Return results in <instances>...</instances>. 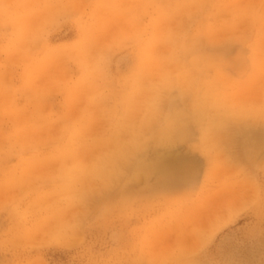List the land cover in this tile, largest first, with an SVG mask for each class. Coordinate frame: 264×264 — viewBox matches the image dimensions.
<instances>
[{
  "label": "rangeland",
  "instance_id": "374dc122",
  "mask_svg": "<svg viewBox=\"0 0 264 264\" xmlns=\"http://www.w3.org/2000/svg\"><path fill=\"white\" fill-rule=\"evenodd\" d=\"M0 264H264V0H0Z\"/></svg>",
  "mask_w": 264,
  "mask_h": 264
},
{
  "label": "bare ground",
  "instance_id": "6f19581e",
  "mask_svg": "<svg viewBox=\"0 0 264 264\" xmlns=\"http://www.w3.org/2000/svg\"><path fill=\"white\" fill-rule=\"evenodd\" d=\"M164 77V76H163ZM191 77V76H190ZM194 77H196V76H194ZM193 77V78H194ZM192 78V77H191ZM163 79V82L165 81V80H167V78L165 77V78H162ZM161 79V80H162ZM169 79H170V77H169ZM169 79H168V83H169ZM190 79V78H189ZM171 80V79H170ZM194 80L195 81H198L199 79L198 78H196V79H193L192 80V82H194ZM200 81V80H199ZM188 82H189V86L192 84V82H191V84H190V81L188 80ZM159 83H161V82H159ZM159 83H157L158 85H159ZM165 83H167L166 81L164 82V84ZM165 84V85H169V86H171L170 84ZM156 84V85H157ZM162 84V83H161ZM164 84H162V86L164 85ZM187 84V83H186ZM198 84V83H197ZM196 84V85H197ZM217 84L219 85L220 83H218L217 82ZM216 84V85H217ZM145 85V84H144ZM156 86V89H155V91L158 89H160L159 88V86L161 87V89H163L164 90V88L166 87H164V88H162V86L161 85H159V86ZM153 86H155V85H153ZM192 86V85H191ZM193 86H195V83L193 84ZM146 87V86H145ZM149 86H147V88H148ZM185 87V90H186V85L184 86ZM195 87H197V86H195ZM218 87H220V86H218ZM154 88V87H153ZM149 89V88H148ZM193 89V88H192ZM187 90H189L190 91V88L189 89H187ZM147 91V90H146ZM145 91V92H146ZM151 92V91H150ZM158 92H160V90L158 91ZM157 91H156V93L154 92V93H152L153 95H155V97L154 96H152V97H154V98H157L156 97V94H163V91H162V93L160 92V93H158ZM182 92H183V89H182ZM193 91H191V93H192ZM219 93L221 92L220 90L218 91ZM188 93V92H187ZM193 93H196V92H193ZM148 94V93H147ZM183 95H185L184 94V92L182 93ZM190 94V93H189ZM218 94V93H217ZM149 95H150V93H149ZM159 95V96H160ZM195 95V94H194ZM221 95V94H220ZM220 95H216L213 99H212V96L209 94V93H207V94H202L201 95V100L198 102V104H197V107L200 109V112H201V115H200V122L199 123H201V125H202V129H201V127L199 128V126L198 125H196V126H198V128H199V130H202L201 131V141L202 142H200V143H203L202 144V146L205 144L206 145V148H208L209 149V151L211 150L210 148H214V147H216V146H221V145H223L226 149H227V147L229 146V148H230V145L231 144H229V142L231 141H227V142H224V143H222L221 145L217 142L218 140H221V138H225V139H230L231 138V133L229 132V130H228V128L227 127H229L230 125H234L235 126V124L234 123H236L237 121H238V119H239V116H238V112H235L234 111V109H233V111L236 113L235 115L233 114V115H230L226 110H225V108H227L226 107V105L225 104H222L223 103V100H222V98L220 97ZM145 96H147L146 94H145ZM187 96H191V95H187ZM194 97V96H193ZM147 98V100L148 101H150L149 100V98H150V96L148 97H146ZM153 99V98H152ZM152 99H151V102H153V106H156V108H158L157 106H158V104H159V98H158V104L156 103V105H154V103L155 102H157V101H152ZM190 99V102H191V98H189ZM154 100V99H153ZM148 101L146 102V104L144 103V102H142V104L144 103V105H141V106H145L144 108L146 109H144L143 108V110H145V112H146V115L144 114V117L145 116H147L146 118H144V120H145V122H147V121H149L148 122V124L147 123H145L144 121V123L146 124V126H148V125H150L151 123H152V112H151V109H150V107H151V105H149V103H148ZM147 103H148V105H147ZM225 103V102H224ZM189 104V103H188ZM192 104H190V106H191ZM150 106V107H149ZM228 106V105H227ZM188 107H189V105H188ZM155 109V108H154ZM153 110V109H152ZM231 110V109H230ZM239 110V109H238ZM190 111V110H189ZM232 111V110H231ZM191 112V111H190ZM143 113H144V111H143ZM230 113H232V112H230ZM241 114H242V112H241ZM241 116V115H240ZM179 118V117H178ZM177 118V119H178ZM143 120V119H142ZM139 121H141V119L139 120ZM168 121V120H167ZM240 122H242V121H240ZM167 123V122H166ZM249 123V122H248ZM145 124H144V126H145ZM165 124V123H164ZM237 124V123H236ZM239 124V123H238ZM246 124V123H245ZM195 125V124H194ZM200 125V126H201ZM139 126H141V125H139ZM143 126V127H144ZM145 126V127H146ZM171 126V125H170ZM233 126V128H235ZM237 126V125H236ZM243 126V125H242ZM142 127V128H143ZM144 127V128H145ZM184 127V126H183ZM182 126L181 127H176V128H174V130H172L171 131V133H170V135H173V134H176L177 135V138H179V139H183L182 137H185V134L186 133H188V132H186V130L183 128ZM188 127V126H187ZM247 127V126H246ZM246 127H245V129H246ZM249 127V126H248ZM141 128V129H142ZM143 128V129H144ZM190 128V127H189ZM142 129V130H143ZM146 129V128H145ZM250 129V128H249ZM249 129H248V131H249ZM166 130V129H165ZM197 131V130H196ZM195 131V132H196ZM243 131H246V130H242V132ZM144 132V131H143ZM236 132V131H235ZM149 133V132H148ZM245 133H247V132H245ZM238 134V132H236L235 134H234V138H235V135H237ZM244 134V133H243ZM247 135V134H246ZM245 135V136H246ZM233 136V135H232ZM238 136H239V134H238ZM138 137H139V139L141 140V139H143L144 138V133H141V135L139 134L138 135ZM244 137V136H243ZM243 137H242V139L241 138H238V139H240V141H242L243 140ZM130 139V138H129ZM224 139V140H225ZM109 140V139H108ZM187 140V139H186ZM234 140V139H233ZM236 141H237V139H236ZM240 141H238V143L240 142ZM113 142V141H112ZM180 143H182V141L180 142ZM218 145H217V144ZM246 144V143H245ZM235 145H238V144H235ZM241 145H243V144H241ZM198 146H201L200 144L198 145ZM201 146V147H202ZM232 147H234L233 145H232ZM238 147H240V146H238ZM199 148V147H198ZM202 148H204V146L202 147ZM126 149V148H125ZM243 149V148H242ZM249 149V148H248ZM201 150V149H200ZM250 150V149H249ZM174 151V150H173ZM173 151L172 152H168V153H171L172 155H173ZM178 151V150H177ZM111 152V151H110ZM214 152V151H213ZM175 153V152H174ZM251 153V152H250ZM104 154V153H103ZM170 154V155H171ZM252 154H254V153H252ZM115 155V157H113ZM204 155V154H203ZM206 155H208V153L206 154ZM240 155H242V152H241V154ZM108 156H110V160H109V166L111 167L112 165L115 167V168H117V166L118 167H122V168H125V167H131L132 166V164H133V157H134V154L132 153V152H124V151H122V152H118V151H113V152H111V153H108ZM246 156V155H245ZM242 157V156H241ZM242 158H244V157H242ZM246 158H247V156H246ZM249 159V158H248ZM251 159V158H250ZM243 160V159H242ZM246 160V159H245ZM136 161V160H135ZM237 161V160H236ZM249 162V161H248ZM235 163V162H234ZM240 164V163H239ZM235 166H238V165H235ZM114 169V168H113ZM117 170V169H116ZM120 174V173H119Z\"/></svg>",
  "mask_w": 264,
  "mask_h": 264
}]
</instances>
